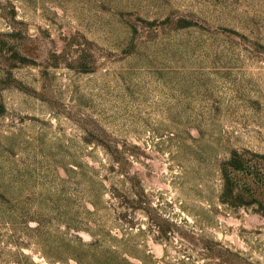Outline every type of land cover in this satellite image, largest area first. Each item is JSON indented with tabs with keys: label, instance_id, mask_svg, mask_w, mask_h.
<instances>
[{
	"label": "rangeland",
	"instance_id": "1",
	"mask_svg": "<svg viewBox=\"0 0 264 264\" xmlns=\"http://www.w3.org/2000/svg\"><path fill=\"white\" fill-rule=\"evenodd\" d=\"M0 264H264V0H0Z\"/></svg>",
	"mask_w": 264,
	"mask_h": 264
}]
</instances>
